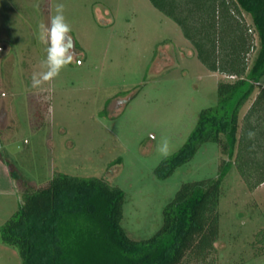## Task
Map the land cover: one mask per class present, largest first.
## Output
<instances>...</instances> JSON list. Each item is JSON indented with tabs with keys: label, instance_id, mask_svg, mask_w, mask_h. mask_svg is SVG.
Masks as SVG:
<instances>
[{
	"label": "rangeland",
	"instance_id": "obj_1",
	"mask_svg": "<svg viewBox=\"0 0 264 264\" xmlns=\"http://www.w3.org/2000/svg\"><path fill=\"white\" fill-rule=\"evenodd\" d=\"M58 2L66 7L76 59L34 89L32 74L46 71L47 54L37 26L48 23ZM222 80L233 77L209 70L179 25L150 0H0V227L27 187L45 186L62 172L122 188V227L132 239L152 236L183 183L215 178L224 160L233 161L218 143L205 142L169 177L155 174L165 159L158 145L166 139L169 156L182 147L201 111L218 103ZM258 84L240 110L239 133L264 75ZM226 167L213 264H264V182L250 190L234 162ZM0 264H22L18 247L1 239Z\"/></svg>",
	"mask_w": 264,
	"mask_h": 264
},
{
	"label": "trees",
	"instance_id": "obj_2",
	"mask_svg": "<svg viewBox=\"0 0 264 264\" xmlns=\"http://www.w3.org/2000/svg\"><path fill=\"white\" fill-rule=\"evenodd\" d=\"M150 1L179 25L209 70L233 76L218 82V103L201 111L182 147L156 167V176L169 177L205 142L218 143L233 161L224 160L215 178L183 183L164 206L161 227L141 240L121 225L123 189L103 177L59 172L45 186L27 187L24 202L0 227V239L18 247L22 264H213L226 164L234 162L250 190L264 182L263 86L239 133L240 110L264 75V0ZM9 173L24 180L12 165Z\"/></svg>",
	"mask_w": 264,
	"mask_h": 264
},
{
	"label": "clouds",
	"instance_id": "obj_3",
	"mask_svg": "<svg viewBox=\"0 0 264 264\" xmlns=\"http://www.w3.org/2000/svg\"><path fill=\"white\" fill-rule=\"evenodd\" d=\"M66 7L58 2L52 6L53 14L48 23L37 26V40L46 47V58L43 61L46 71L33 72L31 86L34 89L42 88L59 77L61 71L76 59L75 42L71 36L72 27L65 16ZM248 138L254 139L256 133L248 132ZM162 156L168 157L170 152L169 143L164 139L157 149Z\"/></svg>",
	"mask_w": 264,
	"mask_h": 264
},
{
	"label": "crops",
	"instance_id": "obj_4",
	"mask_svg": "<svg viewBox=\"0 0 264 264\" xmlns=\"http://www.w3.org/2000/svg\"><path fill=\"white\" fill-rule=\"evenodd\" d=\"M233 77V76H232ZM259 85V84H258Z\"/></svg>",
	"mask_w": 264,
	"mask_h": 264
}]
</instances>
